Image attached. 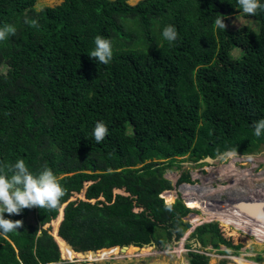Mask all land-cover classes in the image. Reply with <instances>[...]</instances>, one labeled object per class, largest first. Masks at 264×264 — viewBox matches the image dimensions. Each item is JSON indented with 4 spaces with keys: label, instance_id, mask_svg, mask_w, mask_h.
I'll return each mask as SVG.
<instances>
[{
    "label": "trees",
    "instance_id": "16d2710c",
    "mask_svg": "<svg viewBox=\"0 0 264 264\" xmlns=\"http://www.w3.org/2000/svg\"><path fill=\"white\" fill-rule=\"evenodd\" d=\"M44 1L0 0V28H16L0 41V167L20 159L34 175L48 167L65 194L56 209L5 213L23 223L0 234V264H69L56 237L73 247L62 246L69 259L179 241L192 211L161 198L175 188L166 172L181 169L184 157L199 163L264 148L254 129L264 119V8L249 15L237 0H61L38 10ZM218 14L246 24L220 29ZM168 25L178 33L171 43L162 36ZM97 36L111 41L108 64L89 57ZM97 122L108 129L100 143ZM191 183L184 172L176 186ZM213 213L224 224L215 210L203 215ZM191 239L189 248L219 254L222 245L242 248L218 223L198 226Z\"/></svg>",
    "mask_w": 264,
    "mask_h": 264
},
{
    "label": "rangeland",
    "instance_id": "374dc122",
    "mask_svg": "<svg viewBox=\"0 0 264 264\" xmlns=\"http://www.w3.org/2000/svg\"><path fill=\"white\" fill-rule=\"evenodd\" d=\"M60 1L61 0L44 1L37 5V9L41 10L45 6H54ZM138 1L139 0H130L132 4H135ZM228 20L229 21L226 24L228 30H235L238 27L246 24V19L244 17L240 18L239 15L230 17ZM224 169L230 171L231 173L235 172V174L236 171H239L240 177H236L235 175L223 176L222 170ZM184 172H188L190 174L192 183L190 185H185L193 188L191 192H189L188 189H183L185 185L183 187L176 186L178 179ZM165 175L166 178L170 180L175 186V188L169 192H173L175 199H181L185 206H188L186 204L187 198L193 197L197 199L199 198V196H201V192H203V197L201 198V200L203 199L204 201L206 199L205 201H207V205H200L199 207L194 208V210H191L192 212H190L183 219L186 223L192 224L194 215L196 217V222L203 218V220L199 221L197 224H192L193 228H188L184 236L179 241H174L173 244L167 243L163 247L154 245L146 246L141 249L136 247L138 251L132 254L129 252L127 254L126 251H123L122 248H120L117 255H111L110 257L97 256V259L91 257L86 258L83 255L80 256L77 252H74L76 253L77 257L74 259H69L62 251L63 240L56 237V240L58 241V244L61 248L62 260L69 264H189L187 254L191 250V248H189L187 244L191 241H194L191 239V234L198 226L206 223H218L222 228L224 234L227 237L231 238L234 245H241L242 248L239 251V254H237L233 250L227 251V248L222 245L220 249L226 252V254H219L218 251L214 250L210 245L205 249L198 245V247H200L199 250L201 252H205L210 258L209 264H221L224 260L227 261V264H233L234 258L255 262V258L258 256L263 257V261L260 263H255L264 264V251L258 252L255 248H252V245H249V240L246 239V236L250 238V242L257 245L263 246L264 242L259 243L254 239V237L246 235L241 230H236L235 227L225 225L213 218L206 220L208 216L203 215L206 212V209L207 211L217 209V212H219L220 214L223 213L222 215H227V213H224L222 209L218 208H223V206L226 205L233 206V204H235L236 206L241 201L252 202L254 200L252 196H256L258 200L264 201V197L259 198L258 196L259 190L261 192L263 191L264 193V148L261 147L256 153L247 156H240L238 154H226L224 156L218 157L213 162L208 164L194 163L188 157H184L181 161V169L168 171ZM248 183L250 184V186ZM252 183L253 185H251ZM212 190L213 193H211ZM166 193L167 192H165L163 195V197L165 198V203L168 202V200H166L167 198L165 197V195H168ZM79 197L83 198L82 195ZM174 202L175 200L173 201V203ZM171 203L168 202L167 204ZM260 203L264 205V202ZM249 213L250 212H248L247 214L244 213V216L246 217L242 219L246 220L259 217V215L252 213V216L251 213ZM62 215L63 213L61 210L59 219L52 223V234L55 236L56 232L58 231L59 224L62 220ZM228 216L231 217V215L229 214ZM234 217L237 220H241L239 216ZM259 227H261V225ZM211 255L212 257H210ZM215 258H218L216 262L214 260Z\"/></svg>",
    "mask_w": 264,
    "mask_h": 264
},
{
    "label": "clouds",
    "instance_id": "9594fccd",
    "mask_svg": "<svg viewBox=\"0 0 264 264\" xmlns=\"http://www.w3.org/2000/svg\"><path fill=\"white\" fill-rule=\"evenodd\" d=\"M237 2L244 14L255 15L257 10L264 8L259 0H237ZM223 17L224 15L218 14L215 20V25L220 29L227 28ZM15 32L14 26L4 25L0 28V41L5 40L9 35H14ZM162 36L171 43L177 39L178 33L174 26L168 25L163 29ZM89 57L96 60L98 64H108L113 57L111 41L97 36L95 49ZM254 129L255 135L261 136L264 133V119L257 121L254 124ZM107 132L106 125L103 122H97L93 132L95 141L97 143L102 142ZM4 168L7 171H4ZM64 194V188L58 182L54 172L48 167L35 175L29 171L23 159L17 160L14 164L0 167V234L17 230L23 223L21 220L6 219L5 213L19 215L23 209L32 207L56 209ZM162 199L164 200V198Z\"/></svg>",
    "mask_w": 264,
    "mask_h": 264
},
{
    "label": "bare ground",
    "instance_id": "6f19581e",
    "mask_svg": "<svg viewBox=\"0 0 264 264\" xmlns=\"http://www.w3.org/2000/svg\"><path fill=\"white\" fill-rule=\"evenodd\" d=\"M226 169H224L226 172L224 170H222V173H223L222 175L223 176H229V175L230 176H234L235 175L236 177H240L239 176V171H236V174H235V172L231 173L230 171H228ZM225 174H227V175H225ZM251 185H253V183ZM249 186H250V184H249ZM183 189H188L189 192H191V190H193L192 187L186 186V185L184 186ZM208 191H210V190H208ZM211 193H213V190H212ZM258 193H259L258 194L259 198H263L264 197L263 191L261 192L259 190ZM166 194H168L167 196L165 195V197L167 198L168 202L169 203H171V202L173 203V201L175 199L174 193L173 192H167ZM202 197H203V192H201V196H199V198H197V199H195L193 197L187 198L186 199V204L188 205L189 208H192V209H194L196 207H199L200 205L201 206L207 205V201H205L206 199L204 201H203V199L201 200ZM252 198L254 200L252 201V205H249L248 208H249V210H251V215H252V213H254L256 215H259V217H256V218H250V219H246V220L242 219V218L246 217V216H244V213L247 214L248 212L240 211L237 208V205L235 206V204H233V206L226 205V206H223V208L221 207V208H218V209H222L224 213H227V215L224 214V216H225L224 224L231 225V226L235 227V229L241 230L244 234L249 235L251 237H254V239L257 240V242L263 243L264 242V205H262L260 202H264V201L263 200H258L256 196H252ZM217 207H220V206H217ZM215 211H217V209ZM221 214H223V213H221ZM228 214L231 215V217L228 216ZM233 215L234 216H239L241 218V220H237ZM217 216L218 215L216 213L212 214V217L214 219H217ZM227 217H229L230 219H227ZM260 225H261V227H259ZM128 250H129V247L125 251L128 253ZM214 260L216 262V260H218V258H215ZM233 260H234L233 264H258V263H255V262H251V261L243 260V259H237V258L236 259L234 258Z\"/></svg>",
    "mask_w": 264,
    "mask_h": 264
},
{
    "label": "water",
    "instance_id": "95a60500",
    "mask_svg": "<svg viewBox=\"0 0 264 264\" xmlns=\"http://www.w3.org/2000/svg\"><path fill=\"white\" fill-rule=\"evenodd\" d=\"M214 160L211 159L210 157H207L203 160H201L199 163H211L213 162ZM185 184H182L181 187H183ZM256 203V202H255ZM249 205H252V202H249V201H241L237 204V208L242 211V212H250L251 213V210H249ZM249 213V214H250ZM263 219V218H262ZM187 228H193V225L190 224V223H187ZM64 246H66L67 248H69L70 250H74L73 247H71L69 245V243L67 241H64ZM128 247H123L122 250L125 251ZM80 254H82L84 257H91V258H96L97 257V252L95 251H81Z\"/></svg>",
    "mask_w": 264,
    "mask_h": 264
},
{
    "label": "built area",
    "instance_id": "2783aa9c",
    "mask_svg": "<svg viewBox=\"0 0 264 264\" xmlns=\"http://www.w3.org/2000/svg\"><path fill=\"white\" fill-rule=\"evenodd\" d=\"M164 195V194H163ZM163 195H161V197L162 198H164L163 197ZM177 199V198H176ZM176 199H174V200H176ZM164 200H165V198H164ZM167 200V199H166ZM168 203V202H167ZM195 248V247H194ZM191 249L190 251H193V252H197V253H200V254H204V255H206L207 256V254L205 253V252H201L199 249ZM210 257H212V255L210 256Z\"/></svg>",
    "mask_w": 264,
    "mask_h": 264
},
{
    "label": "flooded vegetation",
    "instance_id": "af4514ba",
    "mask_svg": "<svg viewBox=\"0 0 264 264\" xmlns=\"http://www.w3.org/2000/svg\"><path fill=\"white\" fill-rule=\"evenodd\" d=\"M219 213V212H218Z\"/></svg>",
    "mask_w": 264,
    "mask_h": 264
}]
</instances>
